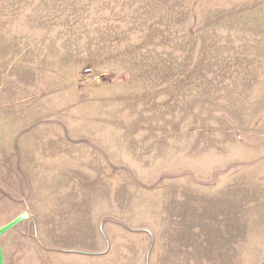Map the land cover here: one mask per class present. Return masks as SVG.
Listing matches in <instances>:
<instances>
[{
  "label": "rangeland",
  "instance_id": "rangeland-1",
  "mask_svg": "<svg viewBox=\"0 0 264 264\" xmlns=\"http://www.w3.org/2000/svg\"><path fill=\"white\" fill-rule=\"evenodd\" d=\"M3 264H264V0H2Z\"/></svg>",
  "mask_w": 264,
  "mask_h": 264
},
{
  "label": "water",
  "instance_id": "water-1",
  "mask_svg": "<svg viewBox=\"0 0 264 264\" xmlns=\"http://www.w3.org/2000/svg\"><path fill=\"white\" fill-rule=\"evenodd\" d=\"M26 216H21L17 219H15L14 221H12L11 223L7 224L6 226H3L2 228H0V237L8 230H10L11 228H13L15 225H17L19 222H21ZM0 264H3V257H2V251L0 248Z\"/></svg>",
  "mask_w": 264,
  "mask_h": 264
},
{
  "label": "crops",
  "instance_id": "crops-1",
  "mask_svg": "<svg viewBox=\"0 0 264 264\" xmlns=\"http://www.w3.org/2000/svg\"><path fill=\"white\" fill-rule=\"evenodd\" d=\"M2 0H0V56L2 54L3 49V37H2Z\"/></svg>",
  "mask_w": 264,
  "mask_h": 264
}]
</instances>
